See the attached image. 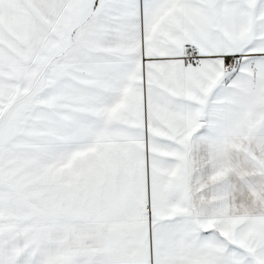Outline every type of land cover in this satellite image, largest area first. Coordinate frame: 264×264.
<instances>
[{
	"label": "snow or ice",
	"instance_id": "obj_1",
	"mask_svg": "<svg viewBox=\"0 0 264 264\" xmlns=\"http://www.w3.org/2000/svg\"><path fill=\"white\" fill-rule=\"evenodd\" d=\"M0 264H264V0H0Z\"/></svg>",
	"mask_w": 264,
	"mask_h": 264
}]
</instances>
